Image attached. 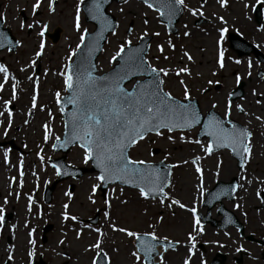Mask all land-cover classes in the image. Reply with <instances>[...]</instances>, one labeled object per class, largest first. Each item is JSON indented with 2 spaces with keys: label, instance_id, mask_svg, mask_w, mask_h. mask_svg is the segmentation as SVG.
<instances>
[{
  "label": "rangeland",
  "instance_id": "1",
  "mask_svg": "<svg viewBox=\"0 0 264 264\" xmlns=\"http://www.w3.org/2000/svg\"><path fill=\"white\" fill-rule=\"evenodd\" d=\"M80 1L82 0H57L50 10V0H0L3 25L10 28L19 42L15 52H0V62L7 66L13 64L22 67L19 74L12 71L5 84H2L0 75V141L14 139L16 146L24 150V155L20 156L15 150L0 148V207L11 211L12 215L14 211L17 213L15 221L13 217L11 223L7 224L8 239L3 232V239L0 240V244L5 243L2 247L4 251L0 250V264H30L32 257L38 259L39 256L47 264H91L97 251L104 253L108 264H143L135 250L134 237H129L127 231L150 233L158 239L175 243L173 248L166 251L159 248V255L155 257L157 264H173V258L177 259L176 264H184L186 260L188 264H209L216 252L226 254L227 264H234L232 259L240 251L248 253L243 256V264H264L260 258L262 246L241 237L233 227L221 230L210 223L195 225L193 212L190 211L192 208L187 214H183L179 202L180 199L191 201L188 192L191 182L198 178L195 175L197 168L204 170L203 178L218 176L225 174L224 167L229 162L233 172H227L228 179L225 181L233 177L238 181L245 179L248 188L245 187L246 192L240 191L233 201H223V204L244 225L245 236L252 234L264 240V208L259 207V195L264 192V75L260 79L256 78L260 69L264 71V65L249 56L250 59L239 63L227 62L223 67L218 66L214 55H219L220 43L219 39L215 40L216 32H211V28L220 30L227 26L228 29L231 28L226 32L228 36L234 32L232 28L239 29L240 35L244 36L246 33L245 39L264 53V17L262 31H258L262 34L257 33L260 27L250 22L252 5L261 2L264 9V0H225L223 7L220 0H204L202 4L198 0H182L183 19L177 23L175 34L166 30L157 11L138 0L112 3L109 11L117 18L118 25L108 36L98 59L104 62L98 71H106L114 63L112 57L126 45V41L135 43L140 36L151 35L153 38L146 57L150 66L168 73L164 75L161 72L163 90L166 93L184 99L187 90L188 97L197 99L203 114L214 109L221 116L228 114L230 118L252 130V139L256 138V144L251 148L252 151L256 149L255 155L247 159L241 169L237 168L234 172L236 162L228 150L206 152L207 140L196 138L197 128L190 131H161V135L150 134L137 142L130 149L129 157L146 162L164 160L173 165L171 183L165 190L164 198L145 199L136 189L113 185L108 188L103 201L96 173H87L79 179L70 178L59 182L52 201L44 204L39 185L50 184L56 177L55 169L47 164L46 159L59 156L50 149V145L61 137L63 129L57 105L64 94V70L80 44V35L85 30L93 29V25L84 21L81 9L80 29L75 27L74 16H77ZM225 9L229 12L228 22L231 25L224 22L214 25L212 22L218 23L217 15L222 14ZM20 11L24 12L25 21ZM199 15L205 22L194 25L193 22ZM45 26L50 33L56 28L60 29V37L56 43L41 35ZM185 33H189V36L185 37ZM251 34L256 37L251 39ZM38 52L42 53L35 61ZM185 53L191 59L186 58ZM222 53L225 58L232 56L227 40L222 43ZM207 57H211L212 62L204 67L202 59ZM36 67H39L37 75L34 72ZM8 68L10 69L9 66ZM181 69H187V72H182ZM237 77L248 86L244 97L230 101L229 93L235 87ZM35 87L40 88L41 95H38L33 106L32 89ZM8 102L14 106L11 111L5 106ZM234 102L238 107L234 109L235 115H232L224 106L233 105ZM244 111L250 113V123L241 118ZM17 125L20 129L22 127L19 134ZM84 155L83 149L74 147L67 154L66 161L72 166L89 165L85 162ZM19 168L24 173L29 171L31 174L24 182L10 185L9 178L20 175ZM34 170L36 172L33 176ZM6 185L8 191L5 190ZM28 191L34 193V196L29 195L31 204H27L29 201L24 197ZM173 200L178 203L173 204ZM39 203L43 205L42 210L38 207ZM201 205L202 203L194 206L195 218L199 213L206 216ZM65 208L68 210L64 211ZM97 211L99 221L96 225L90 226L84 222ZM62 213L68 219H62ZM105 213L108 214L107 217ZM71 215L78 218L77 221L72 220ZM220 217L217 216L216 206L211 210L210 218ZM47 223L52 224V229L47 234V241L42 244L41 232ZM119 229L126 231L121 232ZM68 235L70 237L67 239ZM190 235L194 239L189 240ZM64 236L66 239L62 241ZM72 242L77 246H73ZM57 243L67 254V260L62 259L60 251L58 256L55 254L53 246L55 244L59 247ZM65 243L68 244L65 246ZM97 243L98 248L95 247ZM181 248L183 254L178 253ZM8 249L10 256L6 257ZM134 252L139 259L133 256Z\"/></svg>",
  "mask_w": 264,
  "mask_h": 264
},
{
  "label": "snow or ice",
  "instance_id": "2",
  "mask_svg": "<svg viewBox=\"0 0 264 264\" xmlns=\"http://www.w3.org/2000/svg\"><path fill=\"white\" fill-rule=\"evenodd\" d=\"M101 2L102 0H94L93 8L90 11L96 13L93 16L94 19H100L102 23L107 25V20L100 14ZM175 3H182V0H175ZM220 3L223 7L225 0H220ZM36 6L38 4L34 5V8ZM147 6L151 8L152 4L148 3ZM164 7L168 9L170 16L175 15L176 9L172 4H166ZM79 11L80 8L77 5L75 23L77 30L80 29ZM28 27H31V25H28ZM185 35H188V33H185ZM223 35L224 30H221V39ZM79 39L80 44H83L85 35L82 33ZM80 44L77 45V48L80 47ZM123 51L124 48L121 47L116 55L112 57V60H116ZM160 51H163V49H160ZM37 55H40V53H37ZM187 55L185 53V56ZM220 56L223 57L222 52ZM141 65H146V62L142 60L137 51V53L128 57L122 72L111 79L93 76L91 74L92 69L86 68L83 61L77 64L71 75H64L66 89L72 91L68 103L73 104L75 107L72 118V137L79 141L85 154V162L90 159H95L98 162L101 175L97 179L102 182H108L115 177L125 182L131 180L136 186L144 185V187H140V195L147 198V192H151L153 188L159 186L160 177L151 170L137 168L136 165L144 164V161L128 159L125 155V149L130 145H135L138 140H142L149 132L154 131L156 135H161L159 131L161 128H166L171 132L175 127L190 128L193 123L198 121L197 115L191 111L190 105L180 104L170 94L164 93L155 78L143 84L137 82L134 86L137 89L136 91H129L121 87L129 72L133 69H139ZM221 67H223L222 63ZM150 71L152 73L164 72L163 69L158 70L156 68H151ZM180 71L187 72V69H181ZM0 72H4L5 77H7L6 69L2 65H0ZM167 74V72H164V75ZM237 80L239 81V77H237ZM184 98L185 100L189 98L187 90H185ZM35 99V96H33V101ZM9 118H11V113H9ZM209 135L214 137L217 146L222 144L225 147L232 146L234 149L239 146L245 153L250 151L249 146L242 143L250 135L246 129L234 127L229 131L219 122H214L211 125ZM211 150L212 145L210 144L206 152L210 153ZM5 156H7V153H5ZM197 172H200L199 168H197ZM59 174L60 172L57 170V175ZM160 191L162 192L163 189L160 188ZM29 200H31V197H29ZM161 203H163V200ZM172 203L176 204L178 202L173 200ZM180 207L183 208L184 205L181 204ZM2 211L0 209V215H2ZM191 211L194 215L195 225H199V219L195 218V209ZM107 215L105 213L106 217ZM65 219H68V217L65 216ZM72 219H75V217H72ZM119 231L124 232L126 230L119 229ZM126 234L129 237L139 239L134 232L127 231ZM156 239L157 237L152 235V240L155 241ZM192 239L194 238L190 235L189 240ZM95 247L98 248L99 243ZM156 248L155 243L141 242V250L144 251L146 259L149 258L150 253L155 252ZM133 256H136L135 252ZM136 258L139 259L138 256ZM184 264H188V261L186 260Z\"/></svg>",
  "mask_w": 264,
  "mask_h": 264
},
{
  "label": "water",
  "instance_id": "3",
  "mask_svg": "<svg viewBox=\"0 0 264 264\" xmlns=\"http://www.w3.org/2000/svg\"><path fill=\"white\" fill-rule=\"evenodd\" d=\"M112 1L113 0H102V2L100 4V14H102V17L107 20V22H108L107 25L102 23L100 19H94L93 18V16L96 15V13L90 11V9L93 8L94 0H86L83 2V9L86 13L85 19L87 21L93 22L95 24L96 28L92 33L87 32L85 42L82 45L79 52L75 56V61L71 66L72 69H75L77 64L83 61V62H85V67L92 69L91 74L93 76H95L94 75L95 60H96V58H97V56H98V54L102 48L103 43L106 40L107 34L111 31H113L115 29V26H116L115 18L107 12V7ZM117 1H123V0H117ZM147 2L151 3L152 5L156 6L157 8H159L161 10V12H162L161 18L163 20H166V22L168 23L169 29L173 30L174 24L178 21L180 15L182 14L181 6L179 4H176L175 15L170 16L169 14L166 13L165 7L159 5L161 3L160 0L159 1L158 0H147ZM0 25H1V20H0ZM4 32L6 34L5 38H6V36L8 37V33H9L8 30L5 29ZM58 33H59V31L56 30L53 34H49V36L52 38V40L54 42L58 39ZM150 39H151V37H145V38H142L140 43H138V44L128 45V47L124 49V51L121 53V55L119 57H117L118 64H116L112 70H110L108 73L103 74L101 77L111 79L114 76H116L118 73H121L125 67V64H126V61L128 60V57L134 53H137V51H138L139 56L142 58V60L146 62L145 53L148 50V43H149ZM10 42L15 43V41L12 39L10 40ZM11 43L9 45H10L11 49H14L15 44H11ZM233 46L235 48H237L238 50H240L239 51L240 53L243 52V51H241L239 44H237L236 42H234ZM90 49H91V51H90ZM150 69L151 68L148 67L147 63H146V65H141L139 69H133L131 72H129L127 79H125L122 82L121 87H124V84L129 82L133 77L144 75V76H146V78L142 81L137 80L134 83L133 87L131 89H129V91H136L137 90L134 87L137 84V82L143 84L147 81H151L153 78L156 79L157 83H159L160 89L162 90V87L160 84L159 72L152 73L150 71ZM101 77H97V78H101ZM126 90H128V89H126ZM68 91H69V95L62 99V106L63 107L68 106L69 107V110L66 111L65 115H64L65 133H64L63 139L61 141L56 142V149L61 150L63 152H67L69 150V148L74 143H76V142L79 143L78 140H76L72 137V118H73V112L75 111V107L73 104L68 103V99L72 95V91L71 90H68ZM177 102L180 104L190 105L191 111L196 113L198 122L193 123L191 127L198 125V124L202 125L198 136L199 137L210 136L212 143L216 144L214 141V137L209 135L210 126L214 122H219L223 126V121L216 114H214L212 112L208 113L206 117L202 118L200 115L196 101H187L185 103L179 102V101H177ZM231 123L233 126H235L237 128L244 129L242 127H239L234 122H231ZM175 128H184V127H175ZM224 128H226V127H224ZM226 129L231 131L233 129V127L226 128ZM242 143H243V141H242ZM129 147L125 149V155L126 156H127V151L129 149ZM219 147H223V145L221 144V145H219ZM219 147H217V148H219ZM230 147H232V146H230ZM234 152L236 153V155L239 159V162H241V160H242L241 156L244 152L243 149L240 148L239 146H237V149H235ZM52 164L57 167L62 178H66L70 175H73L75 177H79L86 171V169H83V168L73 169V168H70L69 166H67L64 162V156L57 159V160H53ZM136 167L140 168V169L151 170L153 173L157 174L160 177L159 186L153 188L154 191L147 192V194L151 195V196L154 194L162 195L160 188L164 189L170 181V166L165 165L163 162H160L158 164H138V165H136ZM90 170L91 171L97 170V171H99V174L101 175L100 168L98 167V162L95 159H92V168ZM115 182H119V183H121L123 185H127V186H136L135 183L131 180L125 182L122 179L113 177L108 182H104L103 185L101 186V190L103 191V194H104V191H105L107 185L109 183H115ZM220 185L230 187V188H224V187H221ZM136 187L140 188V187H144V185H139ZM217 187L220 188V190L216 193L214 199L208 203L209 208L213 206L215 201H220L221 197H223V196H226L228 198H232L233 192L236 188L234 184L233 185H230V184L226 185V184H222V183H219L217 185ZM52 188L53 187H51L47 191L49 199H50V192H51ZM210 194L211 193H208V195H210ZM220 212H223V213L225 212L224 209H222V207L220 208ZM229 223L235 224L236 226H240L238 224V222L236 220H234L233 218L230 219ZM227 225L228 224L225 223L223 226H227ZM142 241L144 243H148L146 241H152V240L150 237L139 236V239L137 241L138 250L145 255L144 251L141 250V242ZM152 243H154V241H152ZM156 243L158 244L159 242L156 241L155 244ZM168 246H171V244L165 243V248ZM154 253L155 252L151 253V256L149 255V258L146 259L147 264L150 263V260L152 258V254H154ZM100 264H103V263H100ZM212 264H223V259H221L220 261L214 260L212 262Z\"/></svg>",
  "mask_w": 264,
  "mask_h": 264
},
{
  "label": "bare ground",
  "instance_id": "4",
  "mask_svg": "<svg viewBox=\"0 0 264 264\" xmlns=\"http://www.w3.org/2000/svg\"><path fill=\"white\" fill-rule=\"evenodd\" d=\"M233 13H234V11H233ZM217 16L223 18L226 22H228V20H229V12H228L227 9H225L222 14H218ZM212 23L214 25H218L219 24L217 22L216 23L215 22H212ZM211 29H212L211 32L214 31V32H216V34L219 33V30L217 28H211ZM189 33H188V35H185V37L189 36ZM216 59H217V57L214 55V60H216ZM202 60H203V63H201V64L204 67L208 66L212 62V58L211 57H207V58H204ZM103 64H104V62L102 60H99L97 62V65H98L99 68H102ZM12 67L15 69V71L17 73H20L21 70H22V67L21 66H14L13 65ZM37 96L38 95H35V97H37ZM236 105L234 106V108L236 107ZM231 113H234V110L233 109H232ZM245 119L248 122H250V118L245 117ZM254 144H256V138L253 137V139L251 138L250 141L248 142V145L251 148V147H253L252 145H254ZM251 151H252V148H251ZM255 151H256V149L254 148V151H252L249 154V158L250 157H253L255 155ZM230 166H231V164L229 162H227L226 165H225V167H224L225 174H223V175L220 174L218 176H211V177L210 176L209 177L207 176V177H205V180L202 179V181H200V182L198 181V178H197V180L195 182L194 181L191 182V187H190L189 192H188L190 194L191 201L189 202L188 200H182V199L179 200V202H182L183 204H185L184 207H183V210H182L183 211V214H187L189 208H194V206H196L198 204V202H200L202 200L203 192L206 189H208L216 180H218V179H221V180L228 179L227 172H229L230 174H231V172H233V168L231 169ZM236 170H237V166H236V169H235L234 172H236ZM32 175H35V172L34 171H33V174ZM197 175H201V174L198 173ZM88 177H91V176H88ZM188 177L191 179V177L189 175H188ZM247 185L248 184H246L245 182H241V184L239 185L240 191L246 192V190L244 189V186H247ZM182 219H184V221H186L185 220V217H183V216H182ZM73 245L75 246L76 243H73ZM59 249L62 250L63 248L60 247ZM178 253L183 254L184 253L183 248H181V250H179ZM61 255L63 256V259L64 260H67V258L65 257L66 256V253L64 251H61ZM176 260H177L176 258H173V264H176ZM66 264H68V263H66Z\"/></svg>",
  "mask_w": 264,
  "mask_h": 264
}]
</instances>
